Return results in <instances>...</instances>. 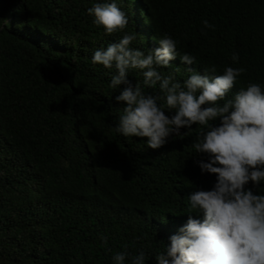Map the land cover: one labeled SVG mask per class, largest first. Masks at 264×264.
I'll return each mask as SVG.
<instances>
[{"label":"trees","instance_id":"16d2710c","mask_svg":"<svg viewBox=\"0 0 264 264\" xmlns=\"http://www.w3.org/2000/svg\"><path fill=\"white\" fill-rule=\"evenodd\" d=\"M93 2L0 0V20L10 24L0 32V264H112L116 252L141 247L155 264L160 243L187 221L186 197L215 183L198 167L206 158L193 156L195 126L155 151L113 131L124 86L109 89L108 70L90 57L119 34L93 24L86 11ZM121 7L128 31L139 35L136 47H158L167 33L196 57L201 74L242 66L236 88L264 85V0H122ZM204 19L215 25L206 36ZM171 63L183 72L179 59Z\"/></svg>","mask_w":264,"mask_h":264},{"label":"clouds","instance_id":"9594fccd","mask_svg":"<svg viewBox=\"0 0 264 264\" xmlns=\"http://www.w3.org/2000/svg\"><path fill=\"white\" fill-rule=\"evenodd\" d=\"M121 2L94 0L86 10L106 36L119 34L90 57L93 65L108 70L109 89L124 86L115 96L124 106L113 131L140 138L155 151L173 137L190 136L195 126L193 156L205 157L206 162H197L201 173L215 176L210 190L196 189L186 197L181 214L187 221L160 243L155 264H264V85L236 88L246 71L242 66H225L217 74L213 65L201 74L193 67L196 57L181 52L179 41L167 33L156 40L158 47H136L139 35L128 31L130 18ZM201 24L202 36L215 30L207 19ZM9 27L0 20V32ZM177 59L183 72L171 63ZM239 59L236 52L230 56L234 64ZM133 72L142 79L129 80ZM99 240L107 246L106 235ZM111 259L112 264H147L149 257L141 247L135 254L125 248Z\"/></svg>","mask_w":264,"mask_h":264}]
</instances>
